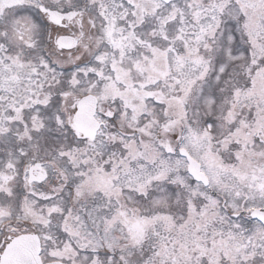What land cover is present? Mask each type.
Here are the masks:
<instances>
[{
  "label": "snow or ice",
  "instance_id": "6c2138e0",
  "mask_svg": "<svg viewBox=\"0 0 264 264\" xmlns=\"http://www.w3.org/2000/svg\"><path fill=\"white\" fill-rule=\"evenodd\" d=\"M0 264H264V0H0Z\"/></svg>",
  "mask_w": 264,
  "mask_h": 264
}]
</instances>
